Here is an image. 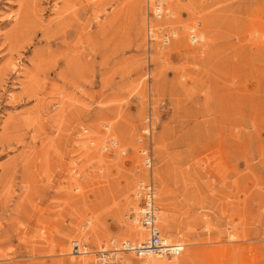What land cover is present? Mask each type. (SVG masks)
<instances>
[{
    "label": "rangeland",
    "instance_id": "1",
    "mask_svg": "<svg viewBox=\"0 0 264 264\" xmlns=\"http://www.w3.org/2000/svg\"><path fill=\"white\" fill-rule=\"evenodd\" d=\"M170 4L0 0V264H100L149 179L182 248L122 264H264V0Z\"/></svg>",
    "mask_w": 264,
    "mask_h": 264
},
{
    "label": "built area",
    "instance_id": "2",
    "mask_svg": "<svg viewBox=\"0 0 264 264\" xmlns=\"http://www.w3.org/2000/svg\"><path fill=\"white\" fill-rule=\"evenodd\" d=\"M156 3L157 2H154V5H157ZM161 14H162L161 10H158V9L155 10L152 7V15L154 18H158ZM151 31H152L151 27L149 26L148 34L150 36H151ZM163 39L165 40L168 39L167 34H164ZM148 131H149V128L147 127L146 132ZM145 160H146V163L150 165V156L146 157ZM136 196L140 199L141 209H142V212L140 213V215L137 216V220H138V223L148 233V238L144 240L143 242H136L131 245H125L121 243L119 249L121 251L131 250L135 254V256L140 257V258L145 256L146 252L148 251L163 252L167 255H170L173 252L177 254V252L180 251L181 249L178 244L177 245L176 244L166 245L165 243L161 241V231L158 226L157 216H156L155 187H154L153 181L149 179L147 182L140 184L138 186ZM78 247L80 246L79 245L73 246L75 250L78 249ZM119 249L111 250V249H106L105 247H101L99 250H97V259L99 260V263L100 264H115V261H114L115 258L113 256H110L109 253L110 251L118 252Z\"/></svg>",
    "mask_w": 264,
    "mask_h": 264
},
{
    "label": "bare ground",
    "instance_id": "3",
    "mask_svg": "<svg viewBox=\"0 0 264 264\" xmlns=\"http://www.w3.org/2000/svg\"><path fill=\"white\" fill-rule=\"evenodd\" d=\"M153 0H147V3L150 5V7L152 8L153 7V9H158V10H161V15L160 16H163V17H169V18H172V8H171V4H170V2L172 1V0H154V2H157L156 4L157 5H154V2H152ZM148 5V6H149ZM150 25V24H149ZM151 26V25H150ZM152 26H153V29L151 28V35H152V37H153V35L155 34V31H156V29H158V28H156V26L154 25V23L152 24ZM149 27V26H148ZM165 29H167L169 32H170V30L165 26L164 27ZM171 33V32H170ZM172 34V33H171ZM173 35V34H172ZM174 36V35H173ZM164 37V36H163ZM169 39V38H168ZM165 40V39H162V42H165V41H169V40ZM200 41H201V39H200ZM160 44V43H159ZM160 45H162V44H160ZM13 65V64H12ZM146 131H147V127H145L144 128ZM146 159V158H145ZM136 195H137V192H136ZM125 202V201H124ZM127 206V205H126ZM133 207V206H132ZM121 208V207H120ZM125 208V207H124ZM131 208V207H130ZM139 209H138V211L135 213V212H133L134 213V217H130L131 218V220L134 222V221H136L137 222V224H138V226H140V228H130L129 229V232L131 233V235L132 236H136V237H138L140 240H138V241H124V242H122L123 244H125V245H131V244H133V243H136V242H143L144 240H146L147 238H148V233L145 231V229L138 223V220H137V216H139L140 215V213L142 212V209H141V207H138ZM156 208V207H155ZM120 210V209H119ZM156 216H157V222H158V215H157V208H156ZM82 231V230H81ZM146 234H147V236H146ZM146 236V237H145ZM92 237V236H91ZM145 237V238H144ZM86 239V238H85ZM161 241L163 242V243H165L166 245H173V244H178L179 246H181V243L180 242H171V240L168 238V236L166 237V236H161ZM114 244V240H112V239H110L109 240V242L108 243H110L112 246H113V244ZM75 245H79L80 246V242L78 241V240H73V241H71V247H70V253L72 254V255H75L74 253H78V254H81V253H88L89 251L88 250H84V251H81L80 250V247H78V249H74L73 248V246H75ZM82 245V247L85 249L86 248V246L84 245V244H81ZM101 247H105L104 245H101ZM114 247V248H113ZM112 248H110L111 250H117V249H119L120 247H116L115 246V244H114V246H113ZM182 248V247H181ZM119 251H121L120 249H119ZM127 252H132L131 250H129V251H127ZM171 252V251H170ZM118 253L119 252H116V251H110V253H109V255L110 256H113L115 259H114V261H115V264H122L123 262H122V256L121 255H118ZM176 253L175 252H173V253H171L170 255H175ZM164 255H167V254H165V253H163V252H151V251H148V252H146V255L145 256H164ZM149 258H151V259H149L145 264H177L176 262H175V260L174 259H170V260H165V261H161V260H155L154 259V257H149Z\"/></svg>",
    "mask_w": 264,
    "mask_h": 264
}]
</instances>
